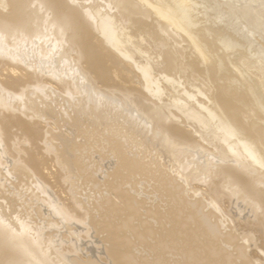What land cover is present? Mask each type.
Masks as SVG:
<instances>
[{
	"label": "bare ground",
	"instance_id": "6f19581e",
	"mask_svg": "<svg viewBox=\"0 0 264 264\" xmlns=\"http://www.w3.org/2000/svg\"><path fill=\"white\" fill-rule=\"evenodd\" d=\"M103 1L104 9L94 0H0V52L9 39L14 46L53 31L114 104L126 105L108 113L116 182L96 224L112 264H264V60L251 55L258 51L250 38L264 34L261 1H229L228 12L212 0ZM225 12L241 16L247 31L233 18L215 28ZM121 109L143 147L122 136ZM234 199L254 204L253 215ZM3 212L0 264H43L29 250L33 230Z\"/></svg>",
	"mask_w": 264,
	"mask_h": 264
},
{
	"label": "rangeland",
	"instance_id": "374dc122",
	"mask_svg": "<svg viewBox=\"0 0 264 264\" xmlns=\"http://www.w3.org/2000/svg\"><path fill=\"white\" fill-rule=\"evenodd\" d=\"M94 1L103 9L106 7L103 0ZM217 1L212 0L211 6L223 4L219 5L222 12H228L229 1L240 7L242 4L257 6L250 4L254 0ZM256 1H261V6ZM256 1L259 5L256 10L264 12V2ZM227 12L225 19L217 21L215 28L218 25L221 27L223 21L230 18ZM232 18L231 22L234 21L232 23L245 33V28H248L242 24L245 22L241 16L236 15L235 20ZM255 33L257 35H249L254 43L251 52L258 53L251 55L256 60L262 57L264 60V51L261 50L264 34L261 33L262 37ZM236 38L234 41H237ZM145 39L143 44L148 47L150 38ZM23 40L14 46L10 45L12 39L7 40L11 46L9 51L0 52V205L4 209L1 210V206L0 213L4 211L2 215H6V222L14 221L16 224L22 221L23 225L33 230L35 235L31 236L29 250L34 260L40 263L112 264L106 252L109 245L104 241L106 233L96 229V224L104 219L101 215L104 216L108 209L105 199L113 194L109 188L116 182L112 176L115 165L112 161L113 137L110 134L112 124L107 120L112 110L126 105L121 99L117 105L114 104L111 93L94 81V75L85 71L86 66L78 61L75 49L53 31L42 38ZM209 49L217 53L214 45ZM29 72L36 74L37 80H29ZM117 112L121 114V121L126 122H121L122 136H129L136 146L143 147L142 139L133 134V125L128 124L130 116L122 109ZM75 120L79 121L80 127L83 125L79 132L74 127ZM132 122L138 125L136 120ZM74 144L76 148L72 151ZM76 153L77 159L70 158ZM149 190L144 191L154 195ZM7 198L15 199V208L8 205ZM113 199L118 201L114 195ZM236 203L245 215H253L254 204L234 199V205ZM74 208L77 209V216L73 215ZM58 209H64L66 216L57 214L55 211Z\"/></svg>",
	"mask_w": 264,
	"mask_h": 264
}]
</instances>
